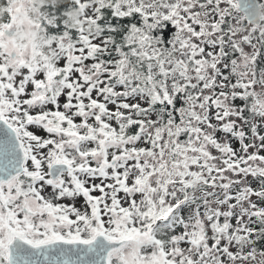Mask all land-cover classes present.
<instances>
[{
  "label": "snow or ice",
  "instance_id": "obj_1",
  "mask_svg": "<svg viewBox=\"0 0 264 264\" xmlns=\"http://www.w3.org/2000/svg\"><path fill=\"white\" fill-rule=\"evenodd\" d=\"M0 264H264V0H0Z\"/></svg>",
  "mask_w": 264,
  "mask_h": 264
},
{
  "label": "rangeland",
  "instance_id": "obj_2",
  "mask_svg": "<svg viewBox=\"0 0 264 264\" xmlns=\"http://www.w3.org/2000/svg\"><path fill=\"white\" fill-rule=\"evenodd\" d=\"M69 201H65V203H68Z\"/></svg>",
  "mask_w": 264,
  "mask_h": 264
}]
</instances>
